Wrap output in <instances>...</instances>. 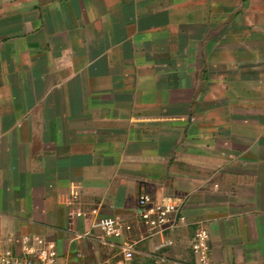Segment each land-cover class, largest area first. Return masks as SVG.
Listing matches in <instances>:
<instances>
[{"label":"crops","instance_id":"0c3cea01","mask_svg":"<svg viewBox=\"0 0 264 264\" xmlns=\"http://www.w3.org/2000/svg\"><path fill=\"white\" fill-rule=\"evenodd\" d=\"M143 192L188 219L158 264H191L199 225L211 264H264V0H0V239L129 264L137 232L76 239L70 211L135 222Z\"/></svg>","mask_w":264,"mask_h":264},{"label":"built area","instance_id":"2783aa9c","mask_svg":"<svg viewBox=\"0 0 264 264\" xmlns=\"http://www.w3.org/2000/svg\"><path fill=\"white\" fill-rule=\"evenodd\" d=\"M77 202L78 195L71 194L68 204ZM70 214L86 222L85 229L74 234L76 239L90 237L93 231H97L96 237L106 242V238H120L137 232L135 241L125 239L119 245L123 260L129 264H158L163 261L162 250L173 245V240L167 234L188 225L187 217L174 198L166 196L155 201L145 192L138 196L135 222L120 215L102 217L97 208H82L80 205L72 208ZM153 237L159 239L154 246L155 262L134 261L135 244ZM190 248L193 255L191 264H211L210 238L205 226L199 225L195 229ZM57 257L56 243L41 234L12 233L4 240L0 239V264H56Z\"/></svg>","mask_w":264,"mask_h":264}]
</instances>
